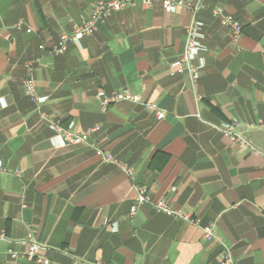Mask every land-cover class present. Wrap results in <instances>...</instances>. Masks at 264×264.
Instances as JSON below:
<instances>
[{
  "label": "crops",
  "instance_id": "1",
  "mask_svg": "<svg viewBox=\"0 0 264 264\" xmlns=\"http://www.w3.org/2000/svg\"><path fill=\"white\" fill-rule=\"evenodd\" d=\"M99 1L110 0H0V264H36L11 257L23 242L50 264H221L224 248L234 264H264V0H194L195 15L134 4L56 54ZM195 18L206 51L193 82L175 64ZM122 90L165 118L127 102L104 110L98 94ZM232 123L252 149L220 129ZM57 130L92 132L71 145ZM98 151L199 226L151 204L130 217L137 189Z\"/></svg>",
  "mask_w": 264,
  "mask_h": 264
},
{
  "label": "built area",
  "instance_id": "2",
  "mask_svg": "<svg viewBox=\"0 0 264 264\" xmlns=\"http://www.w3.org/2000/svg\"><path fill=\"white\" fill-rule=\"evenodd\" d=\"M142 4L147 7H152L156 3L162 4L164 10L167 13H173L179 7H186L190 12L195 15L198 10V5H195L194 0H110V1H99L93 4V10L91 12V18L89 21L83 22L81 26L75 28L74 33L71 36L63 35L58 41L57 46L54 49L56 54H63L67 51L70 43L79 44L81 40L92 34L95 31V22L103 21L106 17L110 16L112 13L120 12L127 7L134 4ZM225 23L231 27L233 38L236 40L241 34V26L230 18H225ZM18 29L22 28V24L17 25ZM204 24L197 20L196 18L192 20L188 28V39L186 44L185 52L179 62L175 64L178 72L183 73L187 71L193 82H196L201 74L202 69L205 67L204 60L200 58V55L206 51V47L203 45V40L205 35L203 33ZM30 33L31 30H28ZM196 61L199 62L196 63ZM29 68V78L25 81V87L30 95H34V86L31 79V64L27 65ZM98 99L101 101V106L106 110L109 106L118 104L121 102L131 103L133 105H141L148 110L157 111V118L163 120L165 114L158 110L154 104H150L143 100L142 97L131 93L128 90H122L111 97H106L103 92L98 94ZM38 102H42L43 99H38ZM236 124H224L220 127L222 132L231 138V140L237 142L242 148L252 149L251 146L236 132ZM59 131V130H57ZM92 132V131H91ZM91 132L75 135L72 132H60L59 137L61 138L63 144L71 145H81L86 144L89 141V135ZM98 155L102 156L107 163H113L120 167L129 177V179L134 183L137 189V197L131 208L130 217H134L139 209L145 204L153 205L157 213L164 214L169 217L181 218L188 223L199 226V222L194 219L191 215L182 214L175 211L167 201L161 200L155 202L152 200L151 196L148 194L147 190L143 187L137 185V178L134 170L127 165L118 162L111 158L109 155L98 151ZM213 228L209 227L205 229L207 238L213 237ZM112 232L117 233L118 227L114 225ZM25 250L22 254L12 253L11 257L13 259L25 258L34 261L36 264H50V260L40 254V247L37 243L23 242L20 243ZM221 264H234V259L232 257L231 251L224 248L223 254L221 256ZM74 264H81V262H75Z\"/></svg>",
  "mask_w": 264,
  "mask_h": 264
}]
</instances>
